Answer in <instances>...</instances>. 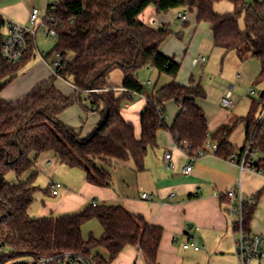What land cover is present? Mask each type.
Returning a JSON list of instances; mask_svg holds the SVG:
<instances>
[{"label": "trees", "instance_id": "16d2710c", "mask_svg": "<svg viewBox=\"0 0 264 264\" xmlns=\"http://www.w3.org/2000/svg\"><path fill=\"white\" fill-rule=\"evenodd\" d=\"M217 1L220 0H63L54 50L64 58L68 52L75 54L67 58V65L16 101L4 99L1 90L32 57L0 68V264L17 255H52L66 250L108 264L126 245H137L147 263L157 262L162 226L148 223L121 204L90 203L77 212L37 217L30 212L38 190L34 174L16 183L7 181L6 174L9 170L22 174L34 168L37 157L48 150H53L61 163L84 169L87 180L99 185L112 184V168L119 162L132 159L135 169L142 171L148 149L157 145L158 131L168 127L169 100L181 105L170 126L177 144L184 146L187 142V153L193 155L200 149L207 151L208 140L212 139L219 144L215 153L230 158L233 145L228 138L232 126L225 123L209 132L206 113L197 102V98L205 97L202 85L193 78L188 84L179 82L181 63L161 49L172 31L169 24L154 26L139 18L150 5L159 13L177 4L187 6L196 11L199 22L210 25L215 46L236 50L241 59L256 56L261 64L257 79L264 81V1L247 4L245 0H230L235 8L224 13L215 11ZM242 16L244 29L240 26ZM144 66L154 67L173 79L149 91L139 79V70ZM114 68L123 72L124 89L146 98L140 137L121 112L131 99L128 91L119 94L109 83ZM58 77L74 84L76 93H63L56 86ZM83 94L89 100L88 110L100 114L99 123L85 137L59 119V114ZM263 107L264 90L259 100L253 99L242 120L246 123V142L256 131L253 145L263 158L255 166L264 171V123L259 124ZM259 196L260 192L243 202L247 230ZM93 218L100 221L103 233L85 238L82 226ZM98 248L105 249L108 257L96 252Z\"/></svg>", "mask_w": 264, "mask_h": 264}, {"label": "crops", "instance_id": "0c3cea01", "mask_svg": "<svg viewBox=\"0 0 264 264\" xmlns=\"http://www.w3.org/2000/svg\"><path fill=\"white\" fill-rule=\"evenodd\" d=\"M45 5L46 0H0V13L5 18L28 24L31 9L37 6L43 13ZM183 8L187 6L177 4L169 11L159 13L155 6L150 5L139 15V18L145 23L158 26L172 21L173 15L170 13L178 14ZM190 12L193 20L188 21L187 18L185 25L190 30L191 37L198 39L202 34L198 42L200 45L204 34L206 39L210 38L214 44L210 25L207 23L208 29L202 24L203 22L197 20L196 11ZM161 49L177 61L183 57H180L179 51L173 49L168 42L163 43ZM199 55L203 54L188 56L184 54V57L188 58L191 66H197L193 63V59ZM46 58L42 57L29 65H26V62L16 76L2 88V97L8 101H16L27 95L40 82L49 78L53 74V68ZM179 62L182 67L183 62ZM177 80L188 84L178 77ZM64 82L73 88L72 91L66 90ZM111 85L120 91L119 94L123 92L122 84L120 86ZM56 86L63 93H76V86L63 77L56 79ZM202 98L204 97L197 98V102L204 109L200 102ZM250 103L252 104V100ZM145 105L146 98L139 94L136 102H126L121 109L123 117L134 124L137 137L141 135V113ZM169 107L173 109L169 114L166 113L168 127H162L158 131L157 145L148 149L144 170L137 171L134 162L128 163L123 168L114 166L111 185L92 183L87 180V175H83L78 183L72 186L63 184L58 195L52 194L51 183L54 180H51L49 192L54 197L60 196L59 201L49 208L42 207L38 212L39 216L34 215L43 217L56 213V206L60 209L58 213L61 214L77 212L93 201L98 204H121L131 213L142 215L148 223L163 227L164 232L155 264H240L236 246L238 233L232 226L230 213V207L232 203H237V199L231 200L227 195L238 181L241 183V191L245 200H250L260 192L253 218L249 224V231L264 235V172L241 169L239 164V156L246 143V123L242 120L243 116H241L243 144L235 148L237 144L231 140L230 136L228 138L233 145L234 160L209 152L191 161L188 153L177 146L174 135L170 131V126L173 125L181 105L175 100H169L166 103V110ZM204 111L209 127V118L205 109ZM59 119L85 137L99 123L100 114L95 110H88L81 98L62 111ZM222 121H224L221 122L222 124L227 123L225 120ZM209 132L213 133L210 129ZM170 150L173 165L165 161V153ZM262 158L263 154L260 152L255 156L256 161ZM189 162L192 163V170L186 174L183 168ZM35 168L34 166L33 169ZM143 193H147L148 196L143 197ZM32 207L33 203L30 208L33 215ZM192 237L200 245V249L184 247V243ZM103 250L105 251L103 255L108 257L107 251ZM108 264L149 263L146 262L137 245H126ZM246 264H264V258L253 259Z\"/></svg>", "mask_w": 264, "mask_h": 264}, {"label": "rangeland", "instance_id": "374dc122", "mask_svg": "<svg viewBox=\"0 0 264 264\" xmlns=\"http://www.w3.org/2000/svg\"><path fill=\"white\" fill-rule=\"evenodd\" d=\"M247 4H251L257 0H245ZM264 1V0H258ZM215 11L224 13L227 11L234 10V4L230 0H220L214 3ZM187 9L188 21H192L191 12L188 8H183L181 11ZM173 15L172 21H169V26L172 29L171 34L167 37L165 42L179 51V61L183 62L181 70L178 74V78L183 80L185 83H189L193 78L196 82L200 83L206 93V96L200 99L201 104L207 112L209 118V129L214 132L219 126L222 125V120H225L229 125L232 126V131L229 136L231 140L237 144L235 148H239L243 144V133H242V120L241 116H245L250 108V102L253 99L259 100L260 94L264 90V81L258 80L257 76L261 70L260 60L256 56H249L244 60H241L236 50L224 51L222 48L214 46L210 38L205 37L203 34L201 44L198 45L199 39L202 37L199 32L198 39L191 37L190 30L186 27V23L179 20L177 13H170ZM206 27L209 26L203 22ZM240 26L242 29L245 28L243 16L240 18ZM44 27L41 26L38 29L36 35L37 49L35 56L27 61L26 65L36 62L42 57L51 62L55 57V45L57 43L56 38L49 37L45 34ZM164 42V43H165ZM203 54L207 57V64L201 66H191L188 58L185 59L184 54ZM73 52H68L67 58L72 59L74 57ZM5 78V80H7ZM139 79L145 84L147 90L158 88L166 83L171 82L173 77L167 73H160L157 69H153L151 66H144L139 70ZM109 83L115 86H120L123 81V72L121 68H114L110 72ZM65 83V82H64ZM232 86L234 95V105L222 106L221 98L225 94L226 90ZM68 92L72 91V87L68 84H64ZM116 88V87H115ZM250 89H254L255 92L248 93ZM120 93V91H117ZM68 94V93H67ZM87 95L83 94V103L89 104ZM139 99V94L133 93V98L126 102L134 103ZM125 102V103H126ZM173 103V102H172ZM173 107H169L167 114L172 112ZM259 114V113H258ZM209 144L215 143L212 139L208 140ZM208 144V148H209ZM35 154H32L34 157ZM128 163H133V160H127L114 164L119 168L126 167ZM35 170L30 168L22 174H17L14 170H9L6 174V179L10 183H16L19 181L27 180L31 175L34 174V184L38 186V190L34 194L33 201V215L39 216L38 212L42 207H50L56 205V201H59V197H54L50 194L49 183L51 180L60 181L62 184L72 186L80 180L81 176L86 175V172L81 167L69 166L61 163L53 150L42 152L35 160ZM56 213L53 215L61 214L58 213L60 210L58 206L55 207ZM52 215V214H51ZM82 232L85 238H88L91 234L95 236H101L103 228L100 221L97 218L86 221L82 226ZM5 251L9 252V249L5 248ZM99 251L104 254L103 248H98ZM30 257L28 255H17L9 259L6 263L9 264L12 261L27 260Z\"/></svg>", "mask_w": 264, "mask_h": 264}, {"label": "built area", "instance_id": "2783aa9c", "mask_svg": "<svg viewBox=\"0 0 264 264\" xmlns=\"http://www.w3.org/2000/svg\"><path fill=\"white\" fill-rule=\"evenodd\" d=\"M63 0H46L45 10L42 13L41 9L34 6L31 9L29 16V23L24 24L21 22L13 21L11 19L5 18L0 13V68L6 64L18 65L25 61L28 57L35 56V51L37 49L36 35L38 29L43 26L45 29V34L49 37L57 39L58 28L62 22L58 10L60 8V3ZM187 9L180 11L177 15L178 19L186 22L188 18ZM207 62V57L204 55H199L193 59L194 64L205 65ZM51 65L53 68V73L57 74V69L59 67H64L68 63V59L64 58L60 52H55V57L51 60ZM126 90L127 89H122ZM255 92L254 89H250L248 93ZM134 92H129V97H133ZM223 106L234 105L233 100V88L230 86L226 90L222 98ZM264 123V107L259 115V124ZM256 131L253 133L252 137L245 143L242 152L239 156V164L241 169H249L254 172H264L263 170L255 166V156L259 154L258 147L253 145V137ZM177 144V143H176ZM184 146L177 144L179 148L186 151L187 142L183 143ZM209 144V142H208ZM219 148L217 142L209 144L207 151L200 149L196 154L189 155L191 161L197 159L201 155L206 153H215ZM230 159L234 160L235 155L232 153ZM165 161L172 163V151H167L165 153ZM192 170V163H187L183 171L188 174ZM63 184L59 181H54L51 183V190L53 195H58L62 189ZM231 200L237 199V203H232L230 207V213L232 216V226L238 233V239L236 241L237 255L239 257L240 264H246L253 259H263L264 258V235L259 233H252L245 227L244 213H243V202L245 198L243 197L241 191V183L238 181L236 185L230 189L227 193ZM147 193H143V197H147ZM96 205L97 202L93 201ZM185 248H193L195 250L200 249V245L192 237L189 241L184 243ZM30 258L27 260H17L12 261L9 264H99L92 256L85 255L77 251L66 250L60 253L52 255H28Z\"/></svg>", "mask_w": 264, "mask_h": 264}]
</instances>
